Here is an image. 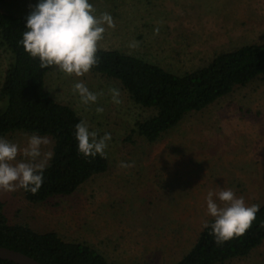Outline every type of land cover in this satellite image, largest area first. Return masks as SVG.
I'll return each mask as SVG.
<instances>
[{"label":"rangeland","instance_id":"obj_1","mask_svg":"<svg viewBox=\"0 0 264 264\" xmlns=\"http://www.w3.org/2000/svg\"><path fill=\"white\" fill-rule=\"evenodd\" d=\"M89 2L97 15L107 12L113 21L97 48L117 49L175 74L264 40V0ZM35 3L4 0L0 11L23 14ZM10 57L0 46V83ZM77 81L97 94L95 103L80 102L73 88ZM45 87L56 101L72 106L90 129L111 134L105 149L108 168L74 193L45 203H30L20 188L0 189L11 222L86 243L110 264H170L189 251L204 221L212 219L205 209L208 191L231 189L247 205L264 203V79L190 112L152 143L136 133L135 124L154 110L133 103L117 80L92 71L69 76L54 67ZM111 89L118 90L119 103L113 102ZM27 135L4 139L23 147ZM51 144L42 151H51ZM121 162L131 166L121 167ZM224 264H264V242Z\"/></svg>","mask_w":264,"mask_h":264},{"label":"trees","instance_id":"obj_2","mask_svg":"<svg viewBox=\"0 0 264 264\" xmlns=\"http://www.w3.org/2000/svg\"><path fill=\"white\" fill-rule=\"evenodd\" d=\"M30 11H0V46L11 55L0 83V138L19 132L50 139L54 155L40 189L35 194L21 189L27 201L38 204L74 193L92 176L105 172L108 161L106 156L84 157L77 151L74 126L82 119L45 87L46 75L55 66L41 67L18 44ZM96 56L98 62L90 71L117 80L133 103L154 110L135 124L136 133L151 143L190 112L205 109L255 79H264V40L220 52L206 65L181 74L117 49L97 48ZM263 242L264 203L242 236L217 245L209 229L202 228L189 251L170 264H224L246 257ZM0 246L44 264H110L86 243L64 241L55 231H37L27 223L11 222L1 201ZM0 264L16 263L0 259Z\"/></svg>","mask_w":264,"mask_h":264},{"label":"clouds","instance_id":"obj_3","mask_svg":"<svg viewBox=\"0 0 264 264\" xmlns=\"http://www.w3.org/2000/svg\"><path fill=\"white\" fill-rule=\"evenodd\" d=\"M105 26L112 27L109 13L96 14L89 0H36L25 18L24 31L18 44L41 67L55 66L69 76L80 77L97 64V44L103 38ZM75 93L84 105L97 101V94L90 91L85 83L73 85ZM114 103H119V92L110 90ZM97 111H102L97 108ZM77 151L84 157L105 156V149L111 134L102 136L90 129L83 121L74 126ZM50 144L47 136L36 133L27 135L23 147L0 138V189L15 191L17 188L35 194L41 187L44 171L54 153L42 151ZM23 159L17 160V156ZM121 167L131 166L121 162ZM206 215L202 227L209 229L217 245L234 237L242 236L256 219L259 205H247L242 196L231 189L220 188L208 191L205 196Z\"/></svg>","mask_w":264,"mask_h":264},{"label":"water","instance_id":"obj_4","mask_svg":"<svg viewBox=\"0 0 264 264\" xmlns=\"http://www.w3.org/2000/svg\"><path fill=\"white\" fill-rule=\"evenodd\" d=\"M0 259L8 260L16 264H44L24 253L3 246H0Z\"/></svg>","mask_w":264,"mask_h":264}]
</instances>
